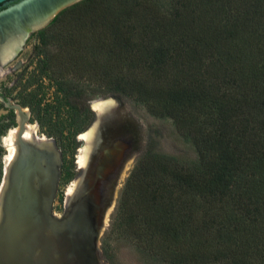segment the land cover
I'll return each mask as SVG.
<instances>
[{
	"label": "trees",
	"instance_id": "1",
	"mask_svg": "<svg viewBox=\"0 0 264 264\" xmlns=\"http://www.w3.org/2000/svg\"><path fill=\"white\" fill-rule=\"evenodd\" d=\"M63 32L89 35L97 58L115 59L95 72L115 70L112 97L168 117L194 148L183 161L151 142L125 181L118 210L137 224L142 257L264 264V0H82L34 35L47 45ZM68 84L58 91L80 95ZM72 109L93 118L89 105ZM14 125L13 111L0 116V139ZM3 156L0 145V181Z\"/></svg>",
	"mask_w": 264,
	"mask_h": 264
},
{
	"label": "rangeland",
	"instance_id": "2",
	"mask_svg": "<svg viewBox=\"0 0 264 264\" xmlns=\"http://www.w3.org/2000/svg\"><path fill=\"white\" fill-rule=\"evenodd\" d=\"M35 33L26 40L18 55L1 68L0 105L3 108L0 116H7L9 110L13 111L14 118L17 109L25 111V115L27 112V124L35 127L38 136L52 138L61 154V162L56 166L59 167L57 180L53 182L48 198V217L53 225L65 223L67 228L62 231L60 250L47 262L150 264L139 250L137 224L132 223L129 215L119 213L118 202L123 186L137 159L151 142L156 143L158 152L183 161L195 159L194 148L183 140L168 117L163 119L153 115L144 103L130 98L120 102L111 96L117 88L115 70L108 74L113 76L110 78L102 79V73L107 74L115 59L97 58L92 49H88L91 45L89 35L67 36L63 32L58 37L56 34L49 36L48 44L43 45ZM71 40L79 44L78 52L73 51L76 45H70ZM63 41L67 45L61 48ZM76 58L78 61L75 62ZM61 81L67 84V88L68 83L72 87L78 86L82 89L80 95L73 91L66 95L58 91L57 82ZM109 98L120 104L114 106L110 117L102 123L99 143L87 163L80 164L83 145L80 146L75 135L88 126L90 119L85 115L76 118L72 107L88 106L90 101ZM37 100H40V106H34L31 112L28 106ZM2 121L6 122V119ZM15 126L9 128L11 131L6 130V136L0 139L4 156L7 155L5 141L9 139L11 143ZM125 213L133 215L132 206Z\"/></svg>",
	"mask_w": 264,
	"mask_h": 264
},
{
	"label": "water",
	"instance_id": "3",
	"mask_svg": "<svg viewBox=\"0 0 264 264\" xmlns=\"http://www.w3.org/2000/svg\"><path fill=\"white\" fill-rule=\"evenodd\" d=\"M10 1L12 0H0V5ZM80 1L82 0H20L0 11V23L9 19L11 14H18L15 16V22L9 20L4 24L1 23L3 29L8 24L11 27L25 24L21 28V32L17 33L18 37L14 36L16 40L18 39L15 49L8 55V60L3 65L18 55L26 40L33 33L47 26L62 10ZM0 32L2 31L0 30ZM106 100L112 101L114 106L120 104L112 98L104 99V101ZM92 102L94 101H90V104ZM11 107L21 108L18 105ZM113 108L105 112L98 121L95 136L97 141L90 154L94 152L96 144L99 143L100 126L110 117ZM92 112L94 119L84 132L97 122V114L93 110ZM27 119L28 116L26 118L24 115L21 119L15 117L16 126L12 130L16 131L14 137L16 154L9 164L4 162L5 156L2 162L0 188L2 185L4 188L0 197L2 214L0 264H48L47 261L53 259L60 250L63 241L61 239L62 231L67 228L65 223L53 225L48 217L50 213L48 198L52 193L53 182L57 180L59 167L56 166H59L61 162V154L52 138H47L44 135L39 138L33 133V135L30 134L32 138L30 141L25 140ZM80 134L82 133H79L76 139L82 146L83 142L79 140ZM49 143H52L53 146ZM52 234L55 237L53 243L50 239Z\"/></svg>",
	"mask_w": 264,
	"mask_h": 264
},
{
	"label": "bare ground",
	"instance_id": "4",
	"mask_svg": "<svg viewBox=\"0 0 264 264\" xmlns=\"http://www.w3.org/2000/svg\"><path fill=\"white\" fill-rule=\"evenodd\" d=\"M17 15H12L11 14L10 15L11 17H9V19H7V20H5V21H3L1 23L4 24L5 22H7L9 20H12L13 22H15L14 19H15V16H17ZM1 23H0V30L2 32H0V75H1V68L6 65V64L5 65H3V64L8 60L7 59L8 55L11 54L13 52V50L15 49L16 43L18 41V39L16 40V37H18V35H19L17 33L21 32V30H22L21 28H23L24 25H25V24H22V25L12 26L11 27V26H9L10 24H8L3 29V25ZM15 35H17V36L14 37ZM113 106H114L113 102L110 101V100H106V101L101 100L100 102H93L91 104V109L97 114V122L88 131L84 132L83 134H81L79 136V139L83 142V150L81 152L82 155H81L80 160H79L80 164H86L87 163L88 157H89V155L91 153V149L93 148V145H95V143L97 141V137L95 139V136H96V129H97L98 121L100 120L101 116L105 112H108L111 108H113ZM15 112H16V117L18 119H21L22 115H24L26 118L28 116L27 112H26V115H25V111L21 112V111H19L17 109ZM12 131L14 132V135H11L13 137L10 136L12 138L11 139V143H10L9 139L5 141V147H6L7 155H5L4 162L6 164H9L10 162H12L14 157H15V154H16V147H15V144H14V137H15L16 131L15 130H12ZM33 133L36 134L35 127L32 128L31 126L28 125L26 127V134L24 135L25 140L30 141L32 139L30 137V134L33 135ZM11 134H13V133H11ZM38 137L41 138V136H38ZM43 139H41V141H43ZM36 140L39 141L38 138H36ZM49 144L51 146H53L52 143H49ZM96 146H97V144H96ZM3 186L4 185H2V187L0 188V197L2 195V191H3V188H4ZM76 188L72 192V195L70 196V198L74 195ZM1 219H2V214H1V210H0V222H1ZM52 235H50V239H51V241L53 243V240L55 239V237L53 235V238H52Z\"/></svg>",
	"mask_w": 264,
	"mask_h": 264
},
{
	"label": "flooded vegetation",
	"instance_id": "5",
	"mask_svg": "<svg viewBox=\"0 0 264 264\" xmlns=\"http://www.w3.org/2000/svg\"><path fill=\"white\" fill-rule=\"evenodd\" d=\"M20 0H12V1H10V2H8L7 4H2V5H0V11H3V10H5L7 7H9L10 5H13V4H15V3H17V2H19ZM89 104V108H90V102L88 103ZM90 110H91V112H92V109L90 108ZM93 113V112H92ZM93 119H94V114H93V118L91 119V121H90V123L88 124V126L83 130V131H85L89 126H90V124H91V122L93 121ZM102 125V124H101ZM101 127V126H100ZM84 133V132H83ZM82 133V134H83ZM81 135V134H80ZM80 140V139H79ZM81 141V140H80ZM80 147V146H79ZM79 147L77 148V149H79Z\"/></svg>",
	"mask_w": 264,
	"mask_h": 264
}]
</instances>
